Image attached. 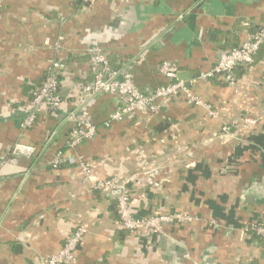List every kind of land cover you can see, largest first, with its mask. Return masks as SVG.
<instances>
[{
	"label": "crops",
	"instance_id": "crops-1",
	"mask_svg": "<svg viewBox=\"0 0 264 264\" xmlns=\"http://www.w3.org/2000/svg\"><path fill=\"white\" fill-rule=\"evenodd\" d=\"M82 2L0 0V158L13 159L0 167V264H42L80 227L75 264H264V242L243 231L264 223V46L250 74L238 71L236 89L220 77L199 79L222 50L264 24V0ZM93 47L114 71L128 69L146 95L169 83L160 64H176L216 117L180 97L151 119L112 122L119 101L102 94L88 105L97 135L66 149L67 115L91 80ZM57 59L65 64L62 107L23 129L32 94ZM246 119L259 120L247 136L222 135ZM18 144L29 153L14 155ZM59 151L81 157L93 181L139 175L131 185L137 219L182 212L198 220L166 224L150 238L125 231L114 197L92 191L78 165H49Z\"/></svg>",
	"mask_w": 264,
	"mask_h": 264
},
{
	"label": "built area",
	"instance_id": "built-area-1",
	"mask_svg": "<svg viewBox=\"0 0 264 264\" xmlns=\"http://www.w3.org/2000/svg\"><path fill=\"white\" fill-rule=\"evenodd\" d=\"M93 0H83L84 5L92 3ZM63 41V36H59L55 49L59 50ZM264 46V24L254 33L249 35L245 41L232 49H225L219 53V58L214 68L199 75V79L208 80L220 77L229 88L236 89L239 84L237 71L250 74L254 70L255 57ZM91 80L82 88L77 97L73 109L68 113L67 118L73 123L71 137L65 148L71 151L77 149L83 142L93 139L97 135V127L90 120L88 105L97 96L108 94L114 96L119 101V109L112 115V122H120L125 119H133L136 115L144 119H151L160 114L167 104L176 98L183 97L190 105L204 108L209 117L215 118L216 113L212 107L195 96L190 83L182 80L179 76V67L171 62H163L159 66V72L169 80L165 86L155 90L153 94L142 93L134 77L128 69L121 72L113 70L109 59L99 47L88 50ZM65 68L61 59L53 60L46 69L45 79L42 84L34 90L31 98L32 111L22 124L23 129L32 127L39 115L44 110L58 111L61 109L63 101L60 95L59 74ZM258 119H246L239 121L233 126L222 128V135L231 136V129L242 132L244 136L252 132L257 125ZM243 141V139L241 138ZM29 153L28 149L20 144L15 147L14 155L18 153ZM77 154H65L64 151L57 152L55 158L49 163L54 169H58L63 164L78 165L84 174V181L91 183V189L101 195L114 197L120 227L128 232L144 230L146 237L152 234L163 232L166 224H188L198 220L189 214L173 212L169 214H155L145 219H137L134 216L132 203L134 193L131 185L139 179V175L131 177L99 178L93 181L92 169ZM13 161L11 158L1 157L0 167ZM212 224H216L212 221ZM246 234H255L264 238V223L254 222L243 228ZM86 230L78 228L65 240L61 249L51 255L42 264H75L77 261V250L85 236ZM96 264H103L99 261Z\"/></svg>",
	"mask_w": 264,
	"mask_h": 264
},
{
	"label": "trees",
	"instance_id": "trees-1",
	"mask_svg": "<svg viewBox=\"0 0 264 264\" xmlns=\"http://www.w3.org/2000/svg\"><path fill=\"white\" fill-rule=\"evenodd\" d=\"M82 4H83V6H84V3H83V2H82ZM235 47H237V46H234V47H232V48H235ZM232 48H230V49H232ZM259 52H260V51H259ZM259 52H258V53H259ZM257 55H258V54H257ZM257 55H256V56H257ZM107 58H108V57H107ZM255 62H256V57H255ZM236 73H237V76H239V75H238V71H237ZM58 80H59V78H58ZM84 85H85V84H84ZM84 85H83V86H84ZM59 86H60V85H59ZM83 86H82V87H83ZM82 87H81V88H82ZM80 91H81V90H80ZM74 103H75V102H74ZM118 220H119V217H118ZM248 234L253 235V238L256 239V240H258V241H260L261 243L264 242V238L257 237L255 234H251V233H248ZM103 264H104V262H103Z\"/></svg>",
	"mask_w": 264,
	"mask_h": 264
}]
</instances>
